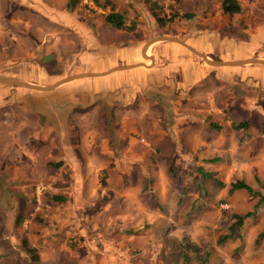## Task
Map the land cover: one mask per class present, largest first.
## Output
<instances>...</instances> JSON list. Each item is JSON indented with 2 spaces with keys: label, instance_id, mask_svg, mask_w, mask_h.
Returning a JSON list of instances; mask_svg holds the SVG:
<instances>
[{
  "label": "rangeland",
  "instance_id": "rangeland-1",
  "mask_svg": "<svg viewBox=\"0 0 264 264\" xmlns=\"http://www.w3.org/2000/svg\"><path fill=\"white\" fill-rule=\"evenodd\" d=\"M237 1L240 10L228 16L221 13L220 0H111L127 24L134 23L128 32L111 28L103 19L108 7L91 0H76L64 15L55 12L63 11L66 0H0L3 72L37 78L19 57L35 47L33 32L42 29H58L52 47L60 56L46 52L47 32L33 50L34 60L55 71L48 73L54 81L126 64L133 51L135 63L147 66L146 56L156 46H170L159 59L161 67L149 73L112 71L42 92L0 89V264H264V232L258 235L264 199L228 190L229 182L241 179L264 198V157L238 166L228 157L232 140L224 134L226 121L211 125L207 119L204 127L189 130L195 120L187 119L173 127L177 110L166 109L179 95L182 102L201 89L207 76L216 77L205 91L215 101L226 91L227 101L241 98L233 86L240 77L252 99L262 102L264 77L251 84L248 70L232 67L207 75L197 57L173 41H157L142 53L144 44L166 35L219 60L239 59L251 50L264 55V0ZM150 5L158 16L177 17L159 27ZM43 52L55 64L40 60ZM46 78L39 82L48 83ZM145 79L148 91L138 85ZM141 92L145 106L140 103L143 110L133 118L137 130L126 129L132 141L125 136L117 142L116 121L136 114ZM258 114L264 117V107ZM202 138L208 140L203 146ZM233 214L244 215L241 224L220 241ZM23 238L37 261L21 245Z\"/></svg>",
  "mask_w": 264,
  "mask_h": 264
},
{
  "label": "crops",
  "instance_id": "crops-1",
  "mask_svg": "<svg viewBox=\"0 0 264 264\" xmlns=\"http://www.w3.org/2000/svg\"><path fill=\"white\" fill-rule=\"evenodd\" d=\"M66 3H67V0H66V2L64 4L65 7L63 8V11L59 10V11H56L55 13L59 12V13L64 15L66 12H68V11L70 12V9H68V7L66 6ZM51 8H54V6L52 5L49 8V10ZM65 8H67L68 11H66ZM40 11L44 12V9H40ZM37 13L40 14L39 10H38ZM50 13H53V12L50 11L48 14H50ZM51 19L54 20L55 24H56V17H55L54 14L52 15ZM52 24H54V23L52 22ZM52 30L53 29L48 30V31H52ZM44 32H47V31L42 29L40 32H38V34L36 32H33V37L32 38H33V42H35V44H36L35 47H37V41L41 42L43 40L42 34ZM57 32H58L57 27L54 28L52 33L47 32L48 33L47 38H48L49 42L47 41V42H44V43H46V45L48 43L50 44V47H48V45H47L46 52L54 51V53L57 56H60L58 51L52 47L53 46V42H56L59 39V38L55 37L56 36L55 34ZM163 36H166V35H163ZM67 41H72V39H70L68 37ZM155 42H157V41H153V42L150 41V42H147V43H150L149 44V46H150L151 44H153ZM158 42L169 43L170 41L162 40V41H158ZM44 43L42 42L41 44H44ZM185 44L187 45V43H185ZM163 45L164 44H162V45L160 44V45L156 46L155 49H154V50H158L160 52V55H158V51L154 52V50H153V53H150L151 56H149V55L146 56L148 58L147 60L150 61V65L148 64L147 66L141 65V63H139V62L135 63L136 61H138V59H137V55L133 51V60L130 61V62H127L126 64L111 65V66H109L107 68H104V69H102L100 71H81V72L70 73L69 75L91 74L90 76L79 77V78H83V77L105 75V74H108V73H110L112 71H120V70H128V69H136L138 71L149 73L151 70L156 68L157 65L159 67H161V65L159 63V59H160V57H165L167 55V51L170 49V46H163ZM177 45H178L177 47H180L182 50L186 51L187 53L197 57L198 61L202 65V68L206 71L204 73L207 74V75L208 74L211 75L210 74V70L212 72L216 71L215 68H219V69L223 68V69H225L224 67H232V68H234V70L235 69H239V70H242V71L243 70H248L249 72L247 74H245V75L250 77L249 78L251 80L250 83L252 82V83H256L257 85H259V82L263 81V80L260 79L261 77H264V65H262V64H244V65H238V66H232V65L231 66L230 65L215 66V65H210V64L205 63L201 57H199L196 54L192 53L191 51H189L187 48H185L181 44L177 43ZM143 46H142V53L145 54L147 52V49L145 50V46L144 47ZM189 47H191V46H189ZM34 48L31 47L30 51H28V52L26 51V54L20 56L19 57V59H20L19 62L22 61V62H24L25 64H27L30 67V70L33 69V71H35L36 74H37V78L33 79L31 77H28V76H23V75H20L16 71H12V72L0 71V74L14 76V77L26 80L28 82L38 84V85H48V84H51L52 82H54V80L56 78H50V76H48V73L50 74V72H55V71L48 70V69L44 68V64L38 63L36 60H34L36 58L35 51H33ZM159 48L161 50H159ZM191 48H193V47H191ZM193 49L198 51V52H200V53H203L209 59L219 60V59H215L214 57L208 55L204 51H201V50L196 49V48H193ZM18 52H20V51H18ZM46 52L41 53V55L39 56V59L42 60V58L45 56V59H50L51 64H55L54 57L50 58L47 54H44ZM27 53L29 54L28 56H30L28 59L26 58L27 57ZM247 57L264 58V55L255 54V52L253 50H251V51H249V53L245 57H242V58H239V59H243V58H247ZM239 59H223L222 61L239 60ZM148 61H147V63H148ZM0 65H3L2 62L0 63ZM11 65H17V64H11ZM250 69H260L261 71L253 72V71H250ZM234 70H232V71H234ZM45 76L47 77L45 80L49 79L50 81L48 83L39 82V80L43 79ZM58 78H60V77H57V79ZM79 78H76V79H79ZM203 78H207L209 81L207 83H205V84H202L203 87L201 89H197L195 92L191 91L189 97L186 96L185 92H184L185 96H183L184 100L182 102L180 101V98L182 96L179 95V99L178 100L176 99L173 102L174 104L171 107L166 108V109H170V110H177L176 114H177L178 117L177 116L175 117V120L177 122L174 123L172 126L173 127H178L181 124H183V125L186 124L185 122H183V120L184 121H187V119L195 120L194 121L195 126L188 127L189 130H190L193 127H195V128L198 127V126L204 127V124H205L207 119H209L208 122H210L211 125L213 124V122L217 123V125H220V124L223 123V121H226L228 132H226L224 134H226L227 136H230V139L232 140L231 141V145L228 146L226 149H227V151L229 153L228 157L233 162L236 161L235 163L238 166L244 167L245 165L250 164V159L252 160V159L264 157L263 154H262V153H264V124H262L264 122V117L263 116H257V115H259L258 112L264 107V100L261 102V101H258V100L255 101L254 99H252V96H254V93L251 90H248V84H246L243 80L240 79V77H238L234 81L233 86H235L237 88V92H239V94H241L242 97L235 99L236 100L235 103H233L232 101L231 102L227 101L228 99H227L226 95H228L229 93H228V91H226V92H224L222 94L221 101H219V100L215 101L213 95L210 94L209 92H205V91L209 90V85L214 83L213 80L216 77L207 76V77H203ZM76 79H72V80H70V81H68V82H66L64 84H61V85L55 87L54 89L59 88V87L65 85V84H67V83H69L71 81L76 80ZM252 80H254V81H252ZM251 84H250V86H251ZM138 85L140 87H142L143 89L147 90V85H148L147 79L139 80ZM7 87H14V86L0 85V89L7 88ZM17 88H20V87H17ZM149 89H150V86H149L148 90ZM180 89L181 88H179V90ZM40 92H42V91H40ZM233 94H234V98H235L236 94L235 93H233ZM261 94L264 96V92L261 93ZM139 97H140V100L138 101L137 108L135 109L137 111L136 114L130 115L131 118L129 116L130 119H128V120L122 119L120 121H118V120L116 121L117 134H118V137H120L117 140V142H119L120 139H122V137H125V136L127 137V141L128 142L132 141V136L127 133L126 129L130 128L129 130L131 132H133L134 129L137 130L136 127L138 125V119H133V118L138 116V112L143 110L139 106L140 103H141L143 108L145 106L144 101H143V99H144L143 92H141ZM150 97H151V95L149 96L148 100L150 99ZM246 100H248V101L246 102ZM191 101H193L194 104L191 103ZM153 107H155V106H153ZM223 107L227 109V112H225V111L223 112ZM162 108H164V107H162ZM147 110H149V107L147 108ZM209 110H212V111L216 112L219 116L215 117V116L211 115ZM243 111H246L247 114L244 115ZM180 112H183V114H180ZM198 112H199L200 116H198ZM244 116H246V117H244ZM220 117H221V119H220ZM226 117H228L229 119H226ZM210 118H213V120H210ZM244 120L247 121V124L244 127H239L238 129H232L231 128V126H230L231 123H238V122L244 121ZM179 133H180V131H179ZM200 137H202V136L200 135ZM214 137L216 138L218 136H214ZM158 141H160V140H154L155 143L158 142ZM204 142L207 143L208 140L206 141V140H204L202 138V139H200V141H198V143H200V145H202V146H203L202 143H204ZM182 143H183V141H182ZM202 146H200V147H202ZM262 183H264V182H262Z\"/></svg>",
  "mask_w": 264,
  "mask_h": 264
},
{
  "label": "trees",
  "instance_id": "trees-1",
  "mask_svg": "<svg viewBox=\"0 0 264 264\" xmlns=\"http://www.w3.org/2000/svg\"><path fill=\"white\" fill-rule=\"evenodd\" d=\"M91 2L93 3L94 6L100 7L102 9L108 7L107 12L103 14V19L110 27L116 30L128 31V32L129 31L131 32L135 29L133 22H131L130 24H127L126 17L121 11H117L113 9L111 0H91ZM75 3H76V0H67L66 6L69 9H71L75 6ZM150 8H151V15L154 18L157 26L159 27L164 26L166 22H170L173 20L174 17H177V14L173 12L167 18L164 16H158L154 12V9L151 5H150ZM219 9L221 13L229 16L234 13H237L240 10V6L237 0H220ZM181 16L185 18H189L192 15L190 13H183L181 14ZM246 124H247V121L244 120L238 123H231L230 126L232 129H238L239 127H244ZM196 169L199 171L201 170L200 167H197ZM237 189L244 190L248 194H256L259 196L260 199H264L260 193L254 191L249 184H247L241 179H236V180L229 182V189H228L229 191L237 190ZM244 215L247 216L249 215V213H246ZM244 215L243 216H240L238 214L232 215L235 221L229 227V233L221 236L220 241H223L224 239L231 237V235L234 232L233 226L240 225ZM263 232H264V228L258 235L261 236ZM21 245L23 246L25 251L30 255L32 260L37 261V255L35 253V250L27 243V240L25 238L21 240Z\"/></svg>",
  "mask_w": 264,
  "mask_h": 264
},
{
  "label": "water",
  "instance_id": "water-1",
  "mask_svg": "<svg viewBox=\"0 0 264 264\" xmlns=\"http://www.w3.org/2000/svg\"><path fill=\"white\" fill-rule=\"evenodd\" d=\"M162 40L173 41V42H176L178 44H181L182 46L187 48L192 53L201 57L205 63L210 64V65H215V66H223V65H225V66L226 65L238 66V65H244V64H262V65H264V58H257V57H247V58H243V59H239V60H226V61L212 60V59H209L208 57H206L203 53H200V52L194 50L193 48L189 47L188 45H186L181 40H178V39H176L174 37H170V36H157L155 38H152V40H150V41L153 42V41H162ZM42 60H45V56L42 58ZM90 75L91 74L69 75V76L60 78L59 80H56V81H54L48 85H38V84L31 83V82H28L26 80L14 77V76L0 74V85L20 87V88L34 90V91H49V90H52L55 87H57L61 84H64V83H66L72 79H76V78H79L82 76H90Z\"/></svg>",
  "mask_w": 264,
  "mask_h": 264
},
{
  "label": "bare ground",
  "instance_id": "bare-ground-1",
  "mask_svg": "<svg viewBox=\"0 0 264 264\" xmlns=\"http://www.w3.org/2000/svg\"><path fill=\"white\" fill-rule=\"evenodd\" d=\"M149 44H150V43H148V44L145 45V50L147 49V47L149 46Z\"/></svg>",
  "mask_w": 264,
  "mask_h": 264
}]
</instances>
